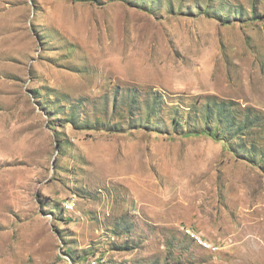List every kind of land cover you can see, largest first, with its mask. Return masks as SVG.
<instances>
[{
    "label": "rangeland",
    "instance_id": "obj_1",
    "mask_svg": "<svg viewBox=\"0 0 264 264\" xmlns=\"http://www.w3.org/2000/svg\"><path fill=\"white\" fill-rule=\"evenodd\" d=\"M0 264H264V0H0Z\"/></svg>",
    "mask_w": 264,
    "mask_h": 264
},
{
    "label": "built area",
    "instance_id": "obj_2",
    "mask_svg": "<svg viewBox=\"0 0 264 264\" xmlns=\"http://www.w3.org/2000/svg\"><path fill=\"white\" fill-rule=\"evenodd\" d=\"M67 204L69 207H71L73 205V200H70L68 203H65Z\"/></svg>",
    "mask_w": 264,
    "mask_h": 264
},
{
    "label": "bare ground",
    "instance_id": "obj_3",
    "mask_svg": "<svg viewBox=\"0 0 264 264\" xmlns=\"http://www.w3.org/2000/svg\"><path fill=\"white\" fill-rule=\"evenodd\" d=\"M69 207V206H68Z\"/></svg>",
    "mask_w": 264,
    "mask_h": 264
}]
</instances>
